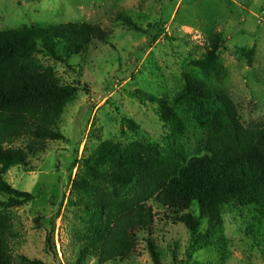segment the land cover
I'll list each match as a JSON object with an SVG mask.
<instances>
[{"label":"rangeland","instance_id":"374dc122","mask_svg":"<svg viewBox=\"0 0 264 264\" xmlns=\"http://www.w3.org/2000/svg\"><path fill=\"white\" fill-rule=\"evenodd\" d=\"M119 12L140 30L113 23ZM67 22L98 24L111 32V39L91 47L84 58L72 56L70 68L37 55L60 84L77 87V95L59 122L64 140L48 143L29 168L13 167L4 176L9 185L34 197L8 210L22 233L11 245L12 253L44 264L76 260L72 238L81 214L67 202L77 173L75 160L108 140L172 144L156 105L140 99V93L170 99L182 86L181 75L189 73L211 87L223 86L244 124L264 122V0H0V31ZM213 31L221 35L218 54L224 75L219 82L202 77L190 64ZM252 48L248 63L246 53ZM200 134L197 127L187 128L180 142L192 149ZM154 211L149 234L160 264H264V212L259 208L223 204L214 228L200 221L205 242L192 249L186 228L163 210ZM147 234H139L130 257L108 264H152ZM81 264L97 263L87 258Z\"/></svg>","mask_w":264,"mask_h":264},{"label":"trees","instance_id":"16d2710c","mask_svg":"<svg viewBox=\"0 0 264 264\" xmlns=\"http://www.w3.org/2000/svg\"><path fill=\"white\" fill-rule=\"evenodd\" d=\"M112 21L140 30L123 12ZM111 36L106 28L84 22L0 31V264H44L12 253L11 245L22 233L8 210L34 197L9 185L4 176L13 167L29 168L48 143L64 140L59 122L78 91L60 84L37 55L70 68L67 61L72 56L84 58L91 47L107 44ZM220 44V33L211 32L203 53L190 63L202 77L216 82L224 75ZM253 52L254 48L246 53L248 63ZM181 79L180 90L170 99L139 94L156 105L171 145L108 140L75 160L77 173L67 202L78 209L81 225L73 230L77 251L72 264L87 258L97 264L122 262L136 250L137 238L145 231L151 262L160 264L149 234L154 207L186 228L191 249L205 242L200 221L214 228L223 204L233 201L264 212V122L244 124L223 86L211 87L189 73ZM129 125L134 126L131 121ZM194 127L201 134L187 149L180 141L187 128Z\"/></svg>","mask_w":264,"mask_h":264}]
</instances>
